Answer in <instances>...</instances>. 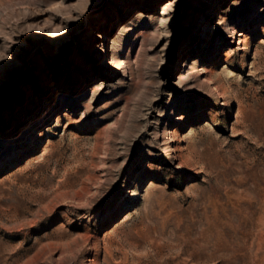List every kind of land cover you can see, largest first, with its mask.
<instances>
[{
  "label": "rangeland",
  "instance_id": "rangeland-1",
  "mask_svg": "<svg viewBox=\"0 0 264 264\" xmlns=\"http://www.w3.org/2000/svg\"><path fill=\"white\" fill-rule=\"evenodd\" d=\"M0 264H264V0H0Z\"/></svg>",
  "mask_w": 264,
  "mask_h": 264
},
{
  "label": "bare ground",
  "instance_id": "bare-ground-1",
  "mask_svg": "<svg viewBox=\"0 0 264 264\" xmlns=\"http://www.w3.org/2000/svg\"><path fill=\"white\" fill-rule=\"evenodd\" d=\"M237 35H239V37H242V38H245L246 36H247V33H245V32H240L239 34H237ZM104 37V33H100L99 34V38L100 39H102ZM242 38H240V39H242ZM239 42H241V41H239ZM103 51V48L101 47V46H98V52H102ZM228 56H226L225 58H227ZM233 75H235L234 74V72H233V70H231V72H230V76H233ZM61 94V93H60ZM67 113L66 112H64V113H61V114H58V116H57V118H56V121H60L61 119H64V118H66L67 117ZM49 129H46V130H44V131H39L36 135H37V137H43L44 136V134L48 131ZM32 143H35L34 141H32Z\"/></svg>",
  "mask_w": 264,
  "mask_h": 264
}]
</instances>
